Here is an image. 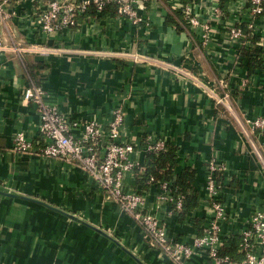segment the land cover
<instances>
[{"label": "crops", "instance_id": "0c3cea01", "mask_svg": "<svg viewBox=\"0 0 264 264\" xmlns=\"http://www.w3.org/2000/svg\"><path fill=\"white\" fill-rule=\"evenodd\" d=\"M175 1L141 0L149 26L133 25L108 6L100 19L83 17L78 27L46 36L33 16L32 0H24L12 25L3 27L8 48L0 51V187L21 196L0 193V264H175L148 245L143 227L106 200L82 167L43 154L39 113L23 98L30 84H42L71 121L95 119L107 125L123 104L124 137L142 147L133 155L142 169L150 156L144 147L148 136L178 146L177 172L193 167L199 194V204L186 216L171 213L169 201L159 199L158 183L141 185L134 173L124 179L125 190L143 191L147 209L158 213L170 237L190 243L207 223L211 158L229 166L223 176L229 214L225 236L237 235L251 212L264 207V130L256 135L261 162L229 106L207 92L229 90L239 113L249 119L264 116V41L237 52L225 26L233 25L240 0H222L227 22L215 24L205 46L172 10ZM259 34L264 36V19ZM32 42L49 47L50 53L14 49ZM246 52L263 61L252 72ZM19 131L34 142V150L13 148ZM192 264L206 263L197 258Z\"/></svg>", "mask_w": 264, "mask_h": 264}, {"label": "built area", "instance_id": "2783aa9c", "mask_svg": "<svg viewBox=\"0 0 264 264\" xmlns=\"http://www.w3.org/2000/svg\"><path fill=\"white\" fill-rule=\"evenodd\" d=\"M141 0H32L35 21L46 36L81 25V18L88 17L91 8L101 14L109 4L117 8L118 16L133 25H151ZM239 1V0H238ZM24 0H0V51L7 49L4 44L3 27L12 25L18 16V7ZM222 0H200V2H173L172 10L183 15L187 29L200 37L207 46L215 35V24L227 22L228 11ZM203 4V5H201ZM205 8L199 12L198 7ZM234 12V23L226 28L227 39L239 50L251 49L254 44L264 41L259 34V21L264 19V0H240ZM225 22V23H226ZM16 51L38 54L50 53V48L37 42L14 47ZM56 50V48H55ZM135 58H143L135 55ZM195 84L203 87L194 79ZM225 82V81H224ZM226 83V82H225ZM224 84V83H223ZM222 87H225L222 85ZM216 103L229 106L235 114L240 131L251 144L252 153L261 162L263 155L257 146L256 135L264 130V116L246 118L233 105L235 101L229 90L217 93L207 89ZM23 98L31 102L40 116L39 132L44 139L42 152L51 158H62L82 167L98 184L106 200L117 203L121 210L131 214L143 227L147 243L153 249L166 254L175 264H192L197 258L206 264H264V207L255 208L249 215L243 229L233 236H239L241 258L223 253L225 239L223 227L229 221L227 204L223 195L224 183L221 176L229 171L228 163L219 158H211L206 167V198L209 218L207 223L187 243L170 237L165 222L156 211L148 210L146 196L142 190H125L124 179L129 173L136 175L143 168L137 158H133L140 148L139 143L124 137L125 110L123 104L113 111V118L107 125L95 119L71 121L54 104L42 84L27 85ZM144 145L149 152L167 149V140L150 135ZM19 152L34 150V142L24 131H19L13 147ZM251 153V155H252ZM161 193L159 199L169 201L171 213L182 211L185 195H175L169 182H157ZM160 208V206H157Z\"/></svg>", "mask_w": 264, "mask_h": 264}, {"label": "trees", "instance_id": "16d2710c", "mask_svg": "<svg viewBox=\"0 0 264 264\" xmlns=\"http://www.w3.org/2000/svg\"><path fill=\"white\" fill-rule=\"evenodd\" d=\"M184 3L194 2L199 0H182ZM108 6H114V4H109ZM107 6V7H108ZM92 9V8H91ZM90 9V10H91ZM104 14V13H103ZM103 14H98L94 9L88 12L89 18L100 19L103 17ZM175 14L182 18L184 21L182 14L179 12H175ZM173 15V14H172ZM175 18L173 15L172 20ZM247 49L246 51H248ZM246 56L249 58V67L251 72L255 70L256 67H260L263 64V61L259 58H254L248 52H246ZM178 165V146L167 142V149L158 153L150 152L148 163L146 164L144 169H139L136 173L137 178L141 181V185L148 186L153 183L166 181L169 182L173 193L177 195H185V206L184 209L178 212V215L186 216L188 210L190 208H194L199 204V194L193 187V182L195 178V169L193 167L187 166L184 167L182 172L179 174L177 172ZM221 180L223 181V176H221ZM240 237L239 236H231L225 239V247L222 249L223 253H228L233 257L238 258L240 253L238 252V248L236 249V245L239 247ZM238 254V255H237Z\"/></svg>", "mask_w": 264, "mask_h": 264}, {"label": "water", "instance_id": "95a60500", "mask_svg": "<svg viewBox=\"0 0 264 264\" xmlns=\"http://www.w3.org/2000/svg\"><path fill=\"white\" fill-rule=\"evenodd\" d=\"M0 193H2V194H6V195H10V196H21V195H18V194H14V193H11V192H9L7 189H5V188H3V187H0ZM26 198H29V199H32V200H36V199H33V198H30V197H26ZM56 209H58V208H56ZM58 210H60V209H58ZM68 214V213H67ZM70 216L72 217V218H74V219H77V220H81L78 216H76V215H72V213L70 214Z\"/></svg>", "mask_w": 264, "mask_h": 264}]
</instances>
